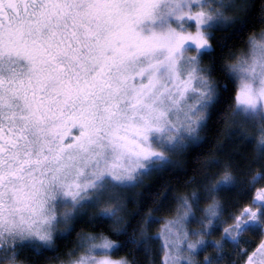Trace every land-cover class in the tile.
Masks as SVG:
<instances>
[{
  "label": "snow or ice",
  "instance_id": "obj_1",
  "mask_svg": "<svg viewBox=\"0 0 264 264\" xmlns=\"http://www.w3.org/2000/svg\"><path fill=\"white\" fill-rule=\"evenodd\" d=\"M0 264H264V0H0Z\"/></svg>",
  "mask_w": 264,
  "mask_h": 264
},
{
  "label": "trees",
  "instance_id": "obj_2",
  "mask_svg": "<svg viewBox=\"0 0 264 264\" xmlns=\"http://www.w3.org/2000/svg\"><path fill=\"white\" fill-rule=\"evenodd\" d=\"M216 41H222V42H231L229 40L228 34L224 32H218L216 33ZM215 42V41H214ZM238 43V42H237ZM218 138V134L216 132H212L207 135L208 143L205 145V151H211L216 144V140ZM221 140H224V136L219 137ZM194 155V154H193ZM189 163L195 165V161H189ZM176 177L173 176L171 173H162V174H153L151 177H148L144 181V185L141 186V188H138L135 190L134 196L138 200H142L143 197L140 196V193L144 191L145 186L151 185L153 190L157 187L167 186V185H175L176 184ZM150 206V205H149ZM134 210L133 205L128 206V211L131 212ZM144 211H147V207L144 208ZM161 215V214H156ZM158 225V224H157ZM156 225L152 227V232H155ZM158 243V242H156ZM123 254V253H122Z\"/></svg>",
  "mask_w": 264,
  "mask_h": 264
},
{
  "label": "rangeland",
  "instance_id": "obj_3",
  "mask_svg": "<svg viewBox=\"0 0 264 264\" xmlns=\"http://www.w3.org/2000/svg\"><path fill=\"white\" fill-rule=\"evenodd\" d=\"M155 225H153L152 227H154ZM160 227V225L158 224H156V228H155V231L158 229Z\"/></svg>",
  "mask_w": 264,
  "mask_h": 264
}]
</instances>
